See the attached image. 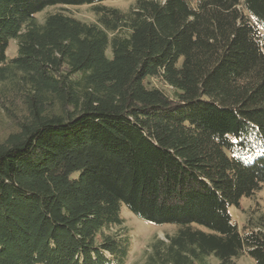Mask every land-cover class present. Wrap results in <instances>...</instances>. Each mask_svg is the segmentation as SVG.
<instances>
[{"label":"trees","instance_id":"obj_1","mask_svg":"<svg viewBox=\"0 0 264 264\" xmlns=\"http://www.w3.org/2000/svg\"><path fill=\"white\" fill-rule=\"evenodd\" d=\"M103 1L0 0V264H264V0Z\"/></svg>","mask_w":264,"mask_h":264},{"label":"rangeland","instance_id":"obj_2","mask_svg":"<svg viewBox=\"0 0 264 264\" xmlns=\"http://www.w3.org/2000/svg\"><path fill=\"white\" fill-rule=\"evenodd\" d=\"M134 0H105L104 4L115 6L121 9H126ZM70 11L77 17L85 20H92L94 16L90 5L69 6ZM56 8L47 7L40 14L52 12ZM8 56L16 55L15 41H11L7 49ZM158 86L171 92V89L162 83H156ZM5 123L7 117H3ZM229 212L233 219L237 222L240 230L246 228L250 218H256L264 212V183L261 188L251 196H242L239 200V205L229 206ZM121 216L124 219V225L127 227L128 234L131 238V248L126 264H146L147 256L152 251V243L157 239L167 241L166 236L173 234L178 225L174 223H165L161 225L150 223L134 215L128 208L122 206ZM236 264H256L255 261L248 255H241L234 258ZM211 264H219V260L215 257H210Z\"/></svg>","mask_w":264,"mask_h":264}]
</instances>
